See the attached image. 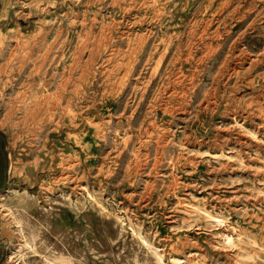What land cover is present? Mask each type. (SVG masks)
<instances>
[{
	"label": "rangeland",
	"instance_id": "rangeland-1",
	"mask_svg": "<svg viewBox=\"0 0 264 264\" xmlns=\"http://www.w3.org/2000/svg\"><path fill=\"white\" fill-rule=\"evenodd\" d=\"M3 4L0 264H264V0Z\"/></svg>",
	"mask_w": 264,
	"mask_h": 264
},
{
	"label": "crops",
	"instance_id": "crops-1",
	"mask_svg": "<svg viewBox=\"0 0 264 264\" xmlns=\"http://www.w3.org/2000/svg\"><path fill=\"white\" fill-rule=\"evenodd\" d=\"M4 7H5V5L3 4V6L0 8V11H1V9L4 8ZM0 17H1V16H0Z\"/></svg>",
	"mask_w": 264,
	"mask_h": 264
},
{
	"label": "bare ground",
	"instance_id": "bare-ground-1",
	"mask_svg": "<svg viewBox=\"0 0 264 264\" xmlns=\"http://www.w3.org/2000/svg\"><path fill=\"white\" fill-rule=\"evenodd\" d=\"M0 64H1V62H0ZM1 66V65H0ZM5 92V91H4ZM18 105V104H17ZM23 105V104H22ZM22 110H24V109H22ZM29 110V109H28ZM28 124V123H27Z\"/></svg>",
	"mask_w": 264,
	"mask_h": 264
}]
</instances>
